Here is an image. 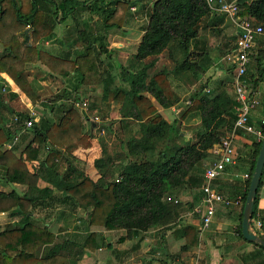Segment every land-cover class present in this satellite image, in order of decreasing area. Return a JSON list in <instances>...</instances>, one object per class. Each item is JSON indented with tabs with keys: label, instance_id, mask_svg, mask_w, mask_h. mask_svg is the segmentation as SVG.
Instances as JSON below:
<instances>
[{
	"label": "trees",
	"instance_id": "1",
	"mask_svg": "<svg viewBox=\"0 0 264 264\" xmlns=\"http://www.w3.org/2000/svg\"><path fill=\"white\" fill-rule=\"evenodd\" d=\"M65 1L78 4L103 0ZM38 2L0 0V43L5 50L0 55V73H6L32 103L40 98L26 68L39 60L56 75L63 78L74 75V89L99 86L102 103L119 105L118 128L123 137L120 151H109L102 142L101 155L93 160L98 176L91 178L75 165V152L91 147L92 130L96 127L89 125L85 129L82 112L75 105L81 98L75 97V102L70 103L58 102L59 95L50 97L41 102L50 116L43 113L30 117L26 111H17V119L12 120L3 110L13 113L9 103L17 94L2 93L3 79L0 78V183L34 187L41 177L53 187L46 198L36 200L14 189H0V213L18 222L0 231V264H78L84 254H91L102 245L97 229L123 231L118 241L139 234L144 237L149 229L166 224L165 229H170L174 227L176 211L190 203L179 199L183 194L196 199L188 206L192 211L193 205L201 199L198 193L202 194L205 161L214 159L213 150L230 135L239 104L228 89L207 90L204 83H200L191 90L173 120L166 119L160 112V109L178 105L181 100L173 80L191 88L211 63L205 46L197 39L199 23L211 13L206 0H152L136 52L130 63L118 70L120 84L113 70H100L97 48L109 56L107 42H99L97 48L87 42L75 58L41 49L39 38L43 33L52 34V28L38 8ZM114 2L116 8L103 11L106 29L122 28L129 9L126 0ZM237 5L239 16L264 26V0L240 1ZM25 25L31 27L29 44L18 42L16 36ZM162 53H167L172 65L154 70ZM243 78L246 80L247 75ZM261 101L264 108V98ZM95 107L88 106L91 110ZM28 118L32 119V126L26 130L31 139L22 151L17 154L15 147L3 148ZM189 118L197 120L191 133L181 128L188 125L184 123ZM113 123L103 127L111 131ZM258 129L264 133V123L261 122ZM260 145V142L253 144L250 174ZM30 160L41 161V170L31 171L26 164ZM116 168L117 176H114ZM263 172L264 167L252 219L257 213ZM249 181L245 183L244 202ZM194 190L199 192L194 193ZM35 208L50 210L49 215L54 213L53 222L58 219L61 223L56 232L65 231L72 216L82 233L78 234V239L57 236L48 222L35 215ZM258 219L262 224L263 218ZM240 227L239 234L243 238ZM182 229L185 244L180 249L184 251L196 246L198 238L190 225ZM259 234L264 239V227ZM253 244L264 251L260 244Z\"/></svg>",
	"mask_w": 264,
	"mask_h": 264
},
{
	"label": "crops",
	"instance_id": "2",
	"mask_svg": "<svg viewBox=\"0 0 264 264\" xmlns=\"http://www.w3.org/2000/svg\"><path fill=\"white\" fill-rule=\"evenodd\" d=\"M151 1L152 0H141L137 3L135 11H132L129 7L126 11V19L122 28L106 29L103 24V11L114 7L116 8L114 0L78 4H72V2L64 3L66 2L65 0H39L38 8L44 15L45 21L52 28V34L47 35L43 33L38 40V46L44 51L55 55L75 58L83 51L87 42L94 43L96 48V44L99 42H107L109 44V51L111 52L109 56H107V53L99 52L97 48L96 55L99 60L100 70H113L112 72L115 79L117 83L120 84L121 81L116 70H121L120 66H127L128 63H130L132 55L136 52L140 37L143 33V27L147 23L146 12ZM223 1L239 3L240 1L250 2L251 0ZM236 32L237 28L233 18L225 13L214 10L203 17L199 23L197 39L200 45L205 46L211 63L200 76L198 83L192 85L190 88L191 90H194L200 83H204V87L207 90L228 89V91L234 95V69H230L231 66L226 56L231 53L235 47ZM16 36L18 42L29 44L32 40L31 27L25 25L16 32ZM4 53V46L0 43V55ZM168 59L167 53L160 54L154 70L166 66L169 63V61H167ZM164 60L167 61V63L164 62ZM26 70L30 79L37 81V83H33L41 87L37 92V95L40 96V100L35 103H32L24 93L21 94L19 92L17 86L6 73H0V78L3 79L1 81L3 84L1 92L10 91L17 94L15 99H11L9 103V106L14 110L13 113H8L5 110L6 116L12 120H15L13 118L16 117L17 111H24L19 110L20 107L23 108V105L26 107L25 109L28 110L26 112H30V117H37L43 113L50 116L49 112L44 110L45 107L41 102H45L43 98L48 95L49 86L47 80L49 79L45 78L48 73H54L40 60L28 64ZM130 70H133V68H130ZM54 75L56 76V74ZM246 75L247 78L245 83L258 101L256 107L250 112L249 122L258 129L261 121L264 120V108L261 101L264 98L263 35H258L255 38L254 45L249 55ZM61 77L62 76L57 75L56 81L60 82L61 80L58 79H61ZM64 79L68 81L67 84H71L69 86H63L62 90L60 89L62 94L56 93L59 94L60 98L58 102L74 103L75 97L87 99L83 96V94L87 92L88 95L95 98L94 102L103 104L100 101V87H96V90L94 86H83L74 89L75 76H68ZM54 88L57 89L58 85ZM76 94H78V96H75ZM38 107L40 113L35 111ZM91 111L92 110H90V112ZM160 112L163 115L166 112L164 117H169L168 114L171 112L172 116L170 115V117L174 118L175 116L173 115L178 112V109H175V106H173L168 109H160ZM168 117H166V119H168ZM87 122L86 120V123ZM89 125L92 127L96 126L92 121ZM27 129L28 128L22 127L16 133L13 140L5 143L3 148L15 147V152L17 154L22 151L24 146L31 139V134L26 131ZM261 141L262 139H258L253 133L243 130H239L236 133L233 138V145L236 149L238 158L235 164L229 165L225 172L213 181L212 185L217 191L232 199L238 196L243 198L245 183L248 179L250 180L252 174V171L250 174V166L253 159V144L255 142H260L261 144ZM91 149H79L75 152V165L78 169L84 171L83 168L80 167L81 161L84 163L80 154L88 153ZM211 159L213 158L207 160L208 163ZM40 162L39 160H30L27 161L26 164L31 171L35 172L41 170ZM91 166L93 167V165ZM245 174H249L250 177L244 178ZM262 178V184L256 201V217L251 219V223L253 221V224L251 226L250 223L249 226L250 231L259 236L261 228L264 227V172ZM14 185L22 187V185ZM4 186V183H0V188ZM24 188L26 189L25 195L32 200H36L46 198L52 193L53 187L47 179L40 177L36 186H24ZM198 194L200 198L202 194H200V192ZM185 200L190 203H188V205H183L176 211V221L174 227L170 229H165L168 226L166 224L164 226L149 229L145 232L144 237L139 234L126 237L120 241L118 240L124 234L123 231L97 229L100 233L98 240L102 238V245L91 254H84L80 261H78V264H264V251L255 246L253 244L254 242L245 241L246 239L243 237L244 240L239 234V226H241L242 223L245 203L243 200H241V204L239 205L234 204L230 207L218 206L210 225L205 229L202 228L200 219L196 216H192L191 210L188 209L191 202L196 201V199H193V196L190 195L189 198ZM199 202L197 203L199 204ZM193 206H196V204ZM5 215L7 214L0 213V226H8L0 227V231L18 224L16 219ZM258 215L263 218L260 228L256 227L255 224L256 219L259 218ZM68 220L70 224L68 221L65 231L55 232V234L57 236H65V239H67V237L71 238V236L78 239V234H81L82 231L76 228L75 225L77 222L72 219V221L70 219ZM60 224L61 223L58 222L57 226H60ZM187 225L193 227L197 232L198 243L196 246H190L187 250L182 251L180 248L185 244L182 226Z\"/></svg>",
	"mask_w": 264,
	"mask_h": 264
},
{
	"label": "built area",
	"instance_id": "3",
	"mask_svg": "<svg viewBox=\"0 0 264 264\" xmlns=\"http://www.w3.org/2000/svg\"><path fill=\"white\" fill-rule=\"evenodd\" d=\"M126 1L129 3L130 9L135 11L137 3L141 0ZM206 2L211 11L217 10L227 14L233 18L236 24L237 37L235 47L233 51L226 56V59L234 69L233 90L235 99L239 104V109L230 135L222 139L219 146L213 150L214 159H212L204 169L203 184L200 188L202 192L201 200L191 211L192 216H196L200 219L203 229L210 225L218 206L230 207L234 204H241V197L238 196L232 199L217 191L212 185L213 181L222 175L229 165H233L237 161V152L233 145L234 136L239 130H243L255 134L258 139L263 138V133L249 122L250 112L256 107L258 101L254 97L253 92L247 87L243 77L246 74L249 55L256 36H264V26L247 18L238 16L237 3L225 2L223 0H206ZM75 105L82 113L87 114L89 106L87 99H81L76 102ZM14 119L17 118L15 117ZM97 119L98 118L95 116L92 118V121L95 122ZM261 122L264 123V120ZM31 126V118L22 121L23 128H29ZM249 177V174L244 175V178ZM175 202H177V200H175ZM255 224L258 228L262 225L258 218Z\"/></svg>",
	"mask_w": 264,
	"mask_h": 264
},
{
	"label": "rangeland",
	"instance_id": "4",
	"mask_svg": "<svg viewBox=\"0 0 264 264\" xmlns=\"http://www.w3.org/2000/svg\"><path fill=\"white\" fill-rule=\"evenodd\" d=\"M147 14H148V10L146 12V17H147ZM167 61H169V63L166 65V67H171L172 64H171L170 60L168 59ZM167 61L164 60V62H166V63H167ZM116 71L118 73V70H116ZM34 79H36V78H34ZM45 79H49V80H47L48 83L46 82L48 84V86H49V89H48V95H46L43 98V101L47 100L50 97H55V96L59 95V94H56V93L62 94V91H60V89L62 90L63 86H67V85L69 86L71 84V83L67 84L68 81L66 79L62 78V77H61V79H58V80H61L60 82L56 81L57 80V75L53 76V75H50V73H48V75H47V77ZM62 79H64V80H62ZM31 80H32L33 88L36 90V93H37L41 89V87L37 86V84L33 83V82L37 83V81H35L33 79H31ZM57 85H58V88L57 89L54 88ZM173 85L176 87V89H177V91H178V93L180 95V98H181V100L178 103V105L175 106V109H178V112H179L180 108H182V105L184 104V101L187 99L189 93L191 92V89L189 87L185 86V85H182L180 82L175 81V80H173ZM86 87H90V86H86ZM94 87H95V90L97 88H99V86H94ZM19 92H20V90H19ZM20 93L23 94L22 92H20ZM83 96L88 99L87 101H88V104H90V106L91 105H95L96 106L94 109H92L91 112H90L91 109L90 110L88 109L87 114L82 113L83 120H85V122H84L85 129L87 130L89 128V123L92 121L93 117L96 116L98 119L94 122L97 125L92 130V134L94 136L92 145L90 147V149L91 148L92 149H91L90 152L84 153L85 155L84 154H80V156H82V160H84V163H83V161H81L82 163L80 164L81 165L80 167H82L83 170H84L83 172L86 173L91 178H97V176H98L97 175V170L94 169V167H92L91 165H93V160L101 155L102 142H104V144L106 145V147H107V149L109 151H120L119 145L121 144L120 140H121V138L123 136L120 135L119 128H118V124H119L118 123V120H119L118 119V117H119L118 116V105L115 102L114 103H108V104L107 103L101 104V103L98 102V104H97L96 102H94L95 98H93L91 95H88L87 92L85 94H83ZM39 98H40V96H39ZM25 108L26 107H24V105H23V108L20 107L19 110L28 111ZM42 109H43V107H42ZM3 111H5V110H3ZM35 111L37 113H40L39 107L36 108ZM178 112L176 114H174L173 116L177 117ZM28 113H30V112H28ZM165 114H166V112L164 113V115ZM168 115H169V117L166 116V117H168V120H173L175 118V117L174 118L170 117V115L172 116L171 112ZM86 120L88 121L87 123H86ZM111 122H114V123L112 125L111 131H108L103 126L108 125ZM184 124H188V125H185V127L184 126L181 127L182 130H184L187 133H191L192 130H195V127H196V124H197V120L195 118H189L187 120V122H185ZM194 133H195V131H194ZM207 165H208V161L206 160L204 166L206 167ZM60 169L63 170V166H60ZM117 171L118 170L116 168V171H114V173H113L114 176H117ZM4 185L5 186L0 188V189H3L4 191H9V190L14 189L20 194H26L25 193L26 189L24 188V186L20 187V186L14 185V184H4ZM193 192H198V190H194ZM189 196H190V194L189 195L183 194L181 197H179V199L182 201V200H185V199L189 198ZM197 204L198 203H196V205ZM48 212H50V210H47V209H44V208H35L34 209L35 215L38 218H41L42 220H44L45 222H48L49 227L51 229H53V231L55 233L57 231L56 229L58 228V226H57L58 219L56 220V222H53L54 221L53 220L54 219L53 218L54 213L51 212L50 215H49ZM5 216L9 217L8 215H5ZM69 219L71 220L72 216H70ZM72 220L74 221V219H72ZM69 224H70V221H69ZM252 224H253V221L251 223V226H252ZM67 225H65V227ZM4 226H8V225H4ZM4 226H0V227H4Z\"/></svg>",
	"mask_w": 264,
	"mask_h": 264
},
{
	"label": "water",
	"instance_id": "5",
	"mask_svg": "<svg viewBox=\"0 0 264 264\" xmlns=\"http://www.w3.org/2000/svg\"><path fill=\"white\" fill-rule=\"evenodd\" d=\"M263 167H264V135L261 141L259 153L256 158V162L252 170L251 178L249 181V187L244 203L243 217L241 223V233L243 237L250 242L260 244L264 248V239H262L258 234L251 232L249 229L252 219L254 202L256 198V192L262 175Z\"/></svg>",
	"mask_w": 264,
	"mask_h": 264
}]
</instances>
